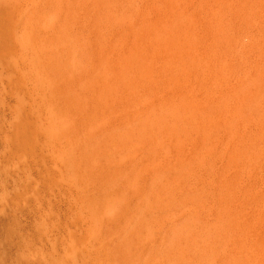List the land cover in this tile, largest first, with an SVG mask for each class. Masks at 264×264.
<instances>
[{"label": "rangeland", "instance_id": "374dc122", "mask_svg": "<svg viewBox=\"0 0 264 264\" xmlns=\"http://www.w3.org/2000/svg\"><path fill=\"white\" fill-rule=\"evenodd\" d=\"M72 6L87 11L70 66L75 76L87 73V109L66 88L60 103L85 143L82 190L91 211L100 205L107 217L120 211L114 230L106 224L97 234L108 244L110 264H264V0ZM100 6L110 9L114 28L98 16ZM19 41L11 57L0 47V68L10 71L0 76V264H72L65 249L80 230L77 213L55 186L33 118L21 129L16 115L20 106L33 110ZM114 50L124 57L119 79L122 73L136 81L131 96L123 82L119 91L104 89ZM133 50L140 57L126 58ZM75 85L84 91V81ZM235 131L248 132L250 146L241 148ZM225 177L234 185L227 209L220 201ZM104 187L120 197L105 201Z\"/></svg>", "mask_w": 264, "mask_h": 264}, {"label": "bare ground", "instance_id": "6f19581e", "mask_svg": "<svg viewBox=\"0 0 264 264\" xmlns=\"http://www.w3.org/2000/svg\"><path fill=\"white\" fill-rule=\"evenodd\" d=\"M71 1L77 2V0H0V47L7 51L11 57L16 53L14 43L17 40L22 42V47L18 50L17 54L20 53L19 57L21 55L24 59L20 67L23 75L22 82L24 84V89L29 92L27 96L31 94V99L29 100L31 102H28L30 108L32 107L33 110H30L31 112L29 113L23 106H20L16 110V115L18 116L21 129L25 127L22 125L23 120L29 117L33 118H31L33 126L35 129L37 128V135L39 139L44 142L50 159L53 178L55 177L56 181L55 186L59 193L61 192L71 200L69 201V205L73 207L77 213L74 226L80 225V230L76 228L78 230L75 231L76 240L65 249V253L69 255V261L72 264H110L108 260V252H110L108 244L105 243L104 239L101 242L97 240V234L100 226L102 227L107 224L106 226L110 227L112 225L113 227V222L120 217V211L118 209L116 210V208L112 209V214L109 213L110 216L108 217L102 212L103 208L101 205L97 207L93 205L95 211H91L93 210L91 209L92 205L89 204L82 190L83 179L81 174L84 172L85 166L81 159V152L85 143L83 140L77 139L74 134V130L78 131L79 129L76 127V118L72 112L65 109L60 103V91L66 88L75 92L84 102L83 104L87 109V73L82 75L77 73V76H75V70L73 71L70 69L72 60L74 61L77 57L74 55L79 46L75 42L76 39L77 42L79 41L76 36L82 34L87 28V11L85 7L84 9L82 8L76 11ZM78 1L81 2L82 0ZM109 10L110 9L105 6L98 7V16L106 21V23H111L113 27L114 23H112L110 19ZM170 32L172 33L173 31ZM116 35V33L112 34L113 38H117ZM81 49V57L87 60V49L83 47ZM155 50H157V48ZM112 53V61L110 62V66H108L110 76H108L107 71V83L104 81V89L106 90L107 87L110 88L112 85L115 90H118V88L121 87L120 82H123V85L129 84L125 87L130 90L129 95L131 96L135 91L134 84L136 85V81H131L130 78L128 79L126 77V74L122 73H120L122 79H119L117 66L124 57L120 51L114 50ZM10 57H6L3 61L8 62ZM81 57L80 59H82ZM125 57L137 59L140 56L133 50ZM127 69L128 66L125 67V72H127ZM7 75H10V71L5 67L0 68V76L4 78ZM75 81L85 82L84 91L80 92L76 89ZM1 84L7 86L4 81H2ZM16 91L17 89L14 90V92ZM185 105L188 108V104L185 103ZM233 107L234 106H232V108ZM189 108L188 110H190ZM138 113L143 114L142 111H138ZM237 121L245 125L249 122L245 117H239ZM239 133L235 131L233 138H235L236 141H240V147L247 148L248 145L250 146L248 132L245 131L242 136H237V134L240 135ZM33 135L34 133L30 132L29 136ZM234 153L236 156L237 153ZM187 160L189 161V158ZM89 176L90 175L87 174V182ZM141 179L142 180L139 182H144L142 177ZM229 179L225 177L223 180L224 186L220 200L221 203L225 204L223 205L225 209L229 208V199L231 200L234 195V185ZM141 185L143 186V184ZM104 190L102 198L107 202L112 203L118 196L120 197V194L116 192H108L106 187H104ZM122 211L125 210L123 209ZM116 223H118V221ZM87 228L89 230H87ZM232 228L233 227H230V229ZM110 229L113 228L110 227ZM89 231L90 235L87 239V232L89 233ZM118 235L121 236L122 232ZM215 237L216 236H213V238Z\"/></svg>", "mask_w": 264, "mask_h": 264}]
</instances>
